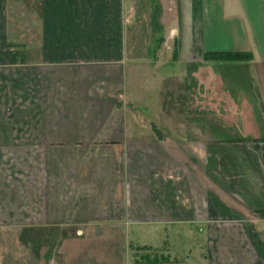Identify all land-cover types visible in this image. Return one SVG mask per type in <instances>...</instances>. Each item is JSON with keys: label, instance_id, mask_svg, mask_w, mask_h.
<instances>
[{"label": "crops", "instance_id": "crops-1", "mask_svg": "<svg viewBox=\"0 0 264 264\" xmlns=\"http://www.w3.org/2000/svg\"><path fill=\"white\" fill-rule=\"evenodd\" d=\"M11 1L0 0V264L27 245V264H46L38 236L53 233L62 264H95L79 259L87 245L107 250L96 264H264V0H160L155 48L134 33L129 0H30L24 29ZM215 52L253 60H204ZM151 63L158 98L167 79L189 78L203 115L163 110L150 129L133 92L148 90L137 75Z\"/></svg>", "mask_w": 264, "mask_h": 264}, {"label": "rangeland", "instance_id": "rangeland-1", "mask_svg": "<svg viewBox=\"0 0 264 264\" xmlns=\"http://www.w3.org/2000/svg\"><path fill=\"white\" fill-rule=\"evenodd\" d=\"M30 0H12L11 1V10L10 14L12 16V21L14 23V26L18 27L17 25H20L24 29L25 26H27L28 23V3ZM18 4H23L22 7H18ZM129 4H131L132 10H130L132 14V22L133 25L136 26L134 28V33L136 34H143L144 36V45L147 44V41L151 43L154 48L156 47V42L153 40L157 41L160 38V34H158L159 30H162V22H161V14H162V6L160 4V0H129ZM24 25V26H23ZM139 28V29H138ZM140 30L138 33L137 31ZM162 35V34H161ZM162 38V37H161ZM160 38V39H161ZM153 41V42H152ZM149 44V43H148ZM144 52L146 51V48H143ZM168 52V47L165 45L163 52L159 53V57L155 58V61L160 62L161 68L159 69H164L165 73L167 72L168 69V62L171 61L167 56ZM148 58L149 60L151 59ZM147 59V58H146ZM146 61V60H145ZM155 63V62H154ZM152 69L150 72H148V75L146 73L144 76L138 74L139 78L141 79L142 77H145L147 80L145 85H148L149 88L148 90H142L140 91L139 88L138 90H134L133 94L135 96L138 95V97H134V105L139 107L138 109H133L134 113H139L140 114H145L148 115L150 120L153 119V122L147 123L150 127V129L153 128H158L162 130V126L160 123L156 122L157 115L159 112L165 111V116H168V118H176L175 115H180L182 118H187L188 115L192 114H197V115H203L202 112L199 111L198 108L192 107L194 103H191L193 100L192 94L190 95V92H192V88L190 89V80L189 78H186V81H180L177 83L174 88L179 90V97L177 96H172L173 95V86H172V79H167L165 82V89L162 94V98H158V95L161 93L158 91V89L161 88V85L158 82V78L156 77V70L154 69L156 67V64L153 65L151 63ZM154 67V68H153ZM176 68H179L176 66ZM153 71V73H152ZM184 72H182L181 75H183ZM146 75V76H145ZM185 82V83H184ZM133 88L135 89V86L139 85L140 87V81L132 83ZM167 87V88H166ZM142 88V87H141ZM190 91V92H189ZM176 94V93H175ZM140 95L143 96V98H140ZM150 103V104H149ZM193 124L190 123H185V124H178V123H167L166 126H179L180 128H184V126H190ZM197 126H204V123H197ZM169 128V127H168ZM167 127L164 129H168ZM76 227H68L66 230V235L72 236L76 233ZM58 236L59 234L53 233L52 237L48 236V241L47 243L44 244V236H38L40 239H38L37 247H38V252H37V257L38 258H45L47 260L46 264H62L63 262V257L60 255L59 250H58ZM51 238V240L49 239ZM90 240V238L88 239ZM135 243V241H133ZM140 244V243H138ZM27 245V244H26ZM87 245L85 247L86 252L82 253V257L79 259H84L86 254V257H90L92 260H96L100 255H104L107 253L106 248L103 250H97L95 246L93 245L92 247H89ZM66 249L69 250V258L72 257V255H75L73 257L74 260L78 261V257L76 255V251H71V247L68 245L65 246ZM107 247V246H106ZM26 250H21V251H8L5 252L4 254V259L7 261L8 259H11V257L16 259L15 264H27L28 260L30 258V247L27 245ZM88 248V249H87ZM109 249V247H107ZM137 249H142L141 245L138 246V248L133 247V253H132V261L136 259L139 263H141V257L146 254V251H139L136 253ZM112 248L110 251L111 253L114 252V254L119 253L121 254L119 249ZM156 250V249H155ZM113 251V252H112ZM32 252V251H31ZM153 257H157V259L160 261L161 260V254L159 253H154L149 256H145L144 260H152ZM157 260V261H158ZM4 261V262H5ZM194 259L192 260V262ZM6 264V263H5Z\"/></svg>", "mask_w": 264, "mask_h": 264}, {"label": "trees", "instance_id": "trees-1", "mask_svg": "<svg viewBox=\"0 0 264 264\" xmlns=\"http://www.w3.org/2000/svg\"><path fill=\"white\" fill-rule=\"evenodd\" d=\"M163 40H161L162 42ZM175 58V57H174ZM204 60L217 61V62H249L253 60L250 53L242 52H215L206 54ZM240 141V140H236Z\"/></svg>", "mask_w": 264, "mask_h": 264}]
</instances>
